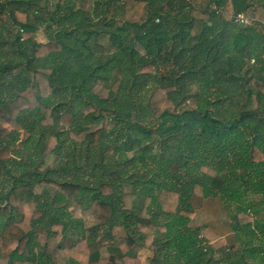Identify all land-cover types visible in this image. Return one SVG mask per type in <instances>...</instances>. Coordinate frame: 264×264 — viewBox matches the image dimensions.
Wrapping results in <instances>:
<instances>
[{"label": "trees", "instance_id": "16d2710c", "mask_svg": "<svg viewBox=\"0 0 264 264\" xmlns=\"http://www.w3.org/2000/svg\"><path fill=\"white\" fill-rule=\"evenodd\" d=\"M71 1L0 0V264H264V0ZM70 143L92 162L59 164ZM213 196L248 239L232 260L189 224Z\"/></svg>", "mask_w": 264, "mask_h": 264}, {"label": "rangeland", "instance_id": "374dc122", "mask_svg": "<svg viewBox=\"0 0 264 264\" xmlns=\"http://www.w3.org/2000/svg\"><path fill=\"white\" fill-rule=\"evenodd\" d=\"M253 1H261V0H253ZM44 2V1H43ZM42 4V1H40ZM72 4H75V8L80 7L83 10H88L91 7L92 0H72ZM49 8H53V5L49 3ZM39 18V16H38ZM57 29V24L53 25L51 29ZM51 29H44L40 28L37 33L35 34L36 40L39 42H46L49 40L53 32ZM55 29V30H56ZM7 49L10 48V45L7 44ZM12 48V47H11ZM10 48V49H11ZM136 49L139 51V53H143L142 48L139 45H136ZM19 55L18 57H21L19 53H16ZM13 55V54H12ZM1 61H4V58H0ZM253 64V60H248V62L243 67L242 73L246 68L249 67V65ZM71 93L67 94V97H69ZM4 95L10 96V91H5ZM64 96V95H63ZM63 99H65L63 97ZM60 100H62V97H60ZM66 101L63 100V103ZM187 105V104H186ZM44 124H52V119L47 115ZM21 135H18V140L20 139ZM64 138V137H63ZM33 139L31 142H29V152L27 153V158L25 161H21L22 154H18V152H13L11 157L9 158L8 165L12 169V174H15L17 177L20 176V173L26 168H29L31 164L36 160L32 154L37 151L38 148V141H44L42 138V135L40 132H35L32 135ZM16 142V141H15ZM27 147V146H26ZM95 147L92 148L91 151L87 150L84 146L77 148H74L73 145L64 144L60 151H58V157H59V164H64L67 156L66 155H73L76 156L77 153L80 155H77L81 157V161L91 163L92 162V155L95 153ZM28 152V151H27ZM131 155V152L128 153ZM55 161V156H49L45 159V163L43 166L40 167V169L44 168L46 165H51ZM78 163H81L78 161ZM24 166V167H23ZM23 167V169H22ZM96 166L88 167L83 172L77 173V176L79 179L88 186L92 185V182L94 181L97 169H94ZM8 177V176H7ZM11 180V179H10ZM13 183L11 180L10 184ZM49 192H45L43 195V198L40 200L44 203H48L50 200V191L51 189H46ZM234 204H230V206H226L224 202L220 199L219 196L215 197H208L204 199L203 206L199 209H197L193 215V217L190 219L189 224L192 227H200V236L203 237V244L204 246H210L212 245L213 248V256L215 259L220 260H232L239 256V252L241 253V249L239 244H243L244 241H248V239L242 235L241 233H236L231 228V221L232 220V214H233V208ZM226 208V209H225ZM232 217V218H231ZM82 218L84 220L85 227L88 228L92 226L94 223H96V219L89 215V214H83ZM206 229V230H205ZM203 230L204 234L206 236H203ZM262 234L260 233V230L256 228L255 230V236L253 241H258L260 236ZM206 244V245H205ZM207 248V247H206ZM140 253V254H139ZM138 256H140L138 259L140 260L141 264H151L148 260L149 256H151V251L147 248H141L138 251Z\"/></svg>", "mask_w": 264, "mask_h": 264}, {"label": "crops", "instance_id": "0c3cea01", "mask_svg": "<svg viewBox=\"0 0 264 264\" xmlns=\"http://www.w3.org/2000/svg\"><path fill=\"white\" fill-rule=\"evenodd\" d=\"M40 28H44V29H46L44 26H42V27H40ZM40 28H39V29H40ZM39 29H38V30H39ZM38 30H37V31H38ZM37 31H36V33H37ZM36 33H35V34H36ZM34 39L36 40L35 35H34ZM36 41H37V40H36ZM47 41H48V40H47ZM37 42H39V41H37ZM43 43H44V42H43ZM260 218H262V217H260ZM205 230H206V229H205ZM205 230H203V236H206V235L204 234V231H205ZM87 231H88V230H87ZM263 234H264V232H263ZM87 235H88V233H86V236H87ZM262 237H263V236H262ZM141 248H144V247H141L140 245H137L136 248H135V253H136V257H137V258H139V257L141 256V255L138 256V255L140 254V253L138 254V251H139ZM38 258L40 259V254L38 255ZM151 259H152V252H151V256H149V258H148L149 262L152 264ZM40 260L43 261V258H41ZM1 264H3V263H1ZM140 264H141V262H140Z\"/></svg>", "mask_w": 264, "mask_h": 264}, {"label": "built area", "instance_id": "2783aa9c", "mask_svg": "<svg viewBox=\"0 0 264 264\" xmlns=\"http://www.w3.org/2000/svg\"><path fill=\"white\" fill-rule=\"evenodd\" d=\"M234 20L236 23L243 25L248 22V17L243 12H238L234 15Z\"/></svg>", "mask_w": 264, "mask_h": 264}]
</instances>
